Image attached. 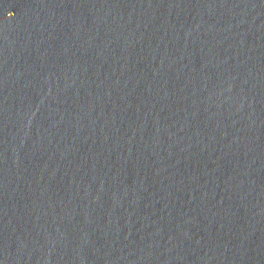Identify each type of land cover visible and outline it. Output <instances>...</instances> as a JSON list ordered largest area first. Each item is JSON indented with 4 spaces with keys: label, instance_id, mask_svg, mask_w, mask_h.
<instances>
[{
    "label": "water",
    "instance_id": "water-1",
    "mask_svg": "<svg viewBox=\"0 0 264 264\" xmlns=\"http://www.w3.org/2000/svg\"><path fill=\"white\" fill-rule=\"evenodd\" d=\"M0 264H264V0H0Z\"/></svg>",
    "mask_w": 264,
    "mask_h": 264
}]
</instances>
